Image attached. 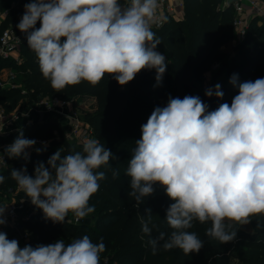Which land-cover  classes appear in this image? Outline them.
I'll return each instance as SVG.
<instances>
[{
    "label": "clouds",
    "instance_id": "9594fccd",
    "mask_svg": "<svg viewBox=\"0 0 264 264\" xmlns=\"http://www.w3.org/2000/svg\"><path fill=\"white\" fill-rule=\"evenodd\" d=\"M157 8L158 0H29L16 27L53 89L82 81L96 85L105 74L125 86L143 69H154L160 86L167 62L152 31ZM229 83L238 89L230 104L210 111L198 95L169 96L166 106L155 107L141 125L125 170L128 196L139 207L159 186L172 201L164 217L170 232L153 237L152 210L139 216L141 239L147 237L153 255L161 249L199 253L204 242L188 231L193 221L211 222L206 235L220 244L234 242L235 225H248L251 218L264 228V77L240 82L234 73ZM204 95L222 99L224 93L217 83ZM17 131L0 152V164H6L5 156L30 159L28 150L37 141L26 138L22 128ZM43 144L37 154L46 149ZM114 158L98 139H86L82 151L61 157L57 150L46 164L37 162L33 174L25 165L10 175L45 220L64 223L71 212L79 222L95 211L90 198L106 179L97 170ZM4 181L0 175V184ZM7 208L0 204V226L7 223ZM105 251L102 237L97 243L83 235L70 243L61 238L20 247L0 231V264H100Z\"/></svg>",
    "mask_w": 264,
    "mask_h": 264
},
{
    "label": "trees",
    "instance_id": "16d2710c",
    "mask_svg": "<svg viewBox=\"0 0 264 264\" xmlns=\"http://www.w3.org/2000/svg\"><path fill=\"white\" fill-rule=\"evenodd\" d=\"M224 1L183 0L184 18L176 20L168 13L164 25L153 30L161 40L157 48L166 56L167 62L160 86H155V70L143 69L125 86H120L109 74H105L96 85L82 81L64 89H53L42 76L36 55L27 46L25 35L19 46L20 60L0 56V68L10 67L20 71L15 79L16 86L0 88V107L7 113L15 110L27 113L39 95L73 97L77 102L84 96L92 97L95 107L81 117L91 126L93 139H98L116 157L108 166L97 170L105 172L106 179L99 182L98 192L90 198L89 204L95 207V211L83 221L66 218L64 223H53L45 220L42 212L32 213L28 220L20 218L18 226L31 232L30 245L53 243L61 238L65 243H70L83 235H88L97 243L102 237L106 251L101 255V262L109 258L118 264H233L234 249L241 246L245 248L240 252L245 263L264 264V228L256 227V218H251L250 231L236 224L237 239L228 244H220L206 235L211 222L201 224L193 221V227L188 231L195 232L204 242L199 253L185 255L179 249H161L153 255L150 247L145 246L147 237L141 239L139 216L145 214V209L152 210L155 225L153 237L159 231L170 232L164 217L172 201L159 186H155L154 195L147 197L139 207L134 198L128 196L130 179L125 175L128 160L135 148V141L141 138V125L147 122L155 107L166 106L169 96L183 98L185 95H198L212 111L221 103L230 104L238 93V89L229 83L234 73L238 74L240 82L264 77L263 17L257 14L252 16L245 35L239 38L235 26V4L224 5ZM27 2L29 0H0V12L8 9L0 23V35L10 25L17 29ZM228 45L231 53L225 50ZM216 63L219 66L214 69ZM222 69L224 78L218 83L224 93L223 98L205 96L202 83L207 72H214L217 77ZM50 112L51 115L44 119L25 122L18 128L23 129L26 138L41 139L47 142V146L37 154L35 149H43L44 144L36 143L34 148L28 150L30 159L27 162L22 158L9 159L6 156L7 163L0 166V175L5 177L0 191L17 187L10 175L11 169L26 165L28 173L33 174L36 163L46 164L57 150L61 157L82 151L83 144L68 135L69 125L65 118L54 111ZM18 129L7 133L3 141L10 144L17 136ZM113 171L119 173L117 178L113 177ZM69 215L74 216L71 212ZM15 233V229L6 227L9 239Z\"/></svg>",
    "mask_w": 264,
    "mask_h": 264
},
{
    "label": "built area",
    "instance_id": "2783aa9c",
    "mask_svg": "<svg viewBox=\"0 0 264 264\" xmlns=\"http://www.w3.org/2000/svg\"><path fill=\"white\" fill-rule=\"evenodd\" d=\"M166 0H159L158 5L164 7ZM183 4V1H182ZM236 9L235 16V26L238 32V37L242 38L246 33V28L252 16L261 15L264 17V7L260 0H250L247 8H245L241 3H234ZM8 10L0 12V17L6 16ZM156 15L159 18L156 23L152 24V31L158 28H161L166 19V13L162 9L156 10ZM40 26V24H39ZM38 26V27H39ZM24 37L23 33H20L13 25L6 27L2 34L0 35V56L4 58L13 57L16 60H20L19 46ZM159 51V49H156ZM160 52V51H159ZM161 53V52H160ZM17 73L15 70L10 69L7 76L4 75L3 71L0 68V88L7 86H16L17 83L15 79ZM210 87L206 85L205 88ZM40 106L42 110H56L58 114L62 115L65 118L68 127V135L73 138L75 141L83 142L86 139H93L92 128L88 122L82 119L81 113L78 110V102L75 98H60V97H43L40 99ZM23 113L19 110L13 111V114L7 113L3 107H0V121H7L10 116L13 119L19 118ZM8 133V132H7ZM37 144H41L44 141L37 139ZM6 159V156H5ZM15 190H21L18 185L15 189H10L9 191L13 192ZM30 199L25 198L20 201H11L6 210V219L7 223L4 226H0V231L6 233V227H11L15 229V236L18 238L20 247H24L27 244H30L31 232L29 230L21 229L18 224L19 220L25 219L28 220L32 211H29L31 206ZM68 220L76 221L74 216L68 214ZM84 219L80 220L83 221ZM100 264H118L116 261H110L109 258H104Z\"/></svg>",
    "mask_w": 264,
    "mask_h": 264
},
{
    "label": "crops",
    "instance_id": "0c3cea01",
    "mask_svg": "<svg viewBox=\"0 0 264 264\" xmlns=\"http://www.w3.org/2000/svg\"><path fill=\"white\" fill-rule=\"evenodd\" d=\"M182 1L183 0H166V4L164 5V7H161L158 5V9H160V10L162 9L163 11H165L166 14H168V13L171 14L172 16H174V18L176 20H181L182 18H184V15H185ZM260 1L262 2L263 7H264V0H260ZM158 2H159V0H158ZM232 2L241 3V5H243L245 8H247L248 4L250 3V0H225L224 5H228L229 3H232ZM6 10H8V9H5L4 11H6ZM1 12H3V11H1ZM5 17L6 16L0 17V23L3 21V19ZM261 17H263V16H261ZM263 19H264V17H263ZM10 69H12V68L4 67V68H1V71H3L5 76H7ZM7 87L11 88L14 86H7ZM32 110H33V113H32ZM51 111H54L57 113L56 110H51ZM49 112H50V110L44 111L42 109L36 108V109L29 110L26 114H22L17 119H13V117L10 116V118L7 121H5V122L0 121V139H3V137L7 134V132L9 133L11 131H14V130L20 128L25 122L44 119ZM10 114L12 115L13 111L10 112ZM32 114L36 116V117L34 116L35 117L34 119H32V117H31ZM5 145H8V143H5ZM5 163H7V162H5ZM25 198H27V196L25 195V193L22 190H15L13 192H11V191H0V204H2V205H8L9 206V203L11 201H20V200L25 199ZM13 238L18 240V238L16 236H14Z\"/></svg>",
    "mask_w": 264,
    "mask_h": 264
},
{
    "label": "rangeland",
    "instance_id": "374dc122",
    "mask_svg": "<svg viewBox=\"0 0 264 264\" xmlns=\"http://www.w3.org/2000/svg\"><path fill=\"white\" fill-rule=\"evenodd\" d=\"M17 30L19 31V29L17 28ZM20 32V31H19ZM21 33V32H20ZM225 50L228 51V52H232L231 51V47L228 45V46H225ZM220 63V62H219ZM219 63H216L214 65V69H216L218 66H219ZM16 73L20 74V71H16ZM224 69H222V71L218 74L217 77H215V73L214 72H207L206 76H205V79L203 81V89H206L205 86L206 85H209L210 87L213 86V84L216 82L218 83L221 79L224 78ZM43 97H46V96H42V95H39L38 97H36L32 103V107L29 109H36V108H42L40 106H37V105H40L41 103V98ZM95 107V101H94V98L92 97H87V96H84L82 98L79 99L78 101V110L79 112L84 115V113L88 110H92L93 108ZM44 111H49V110H44ZM51 111V110H50ZM32 113H33V110H32ZM52 112H49L47 115H51ZM46 115V116H47ZM35 115L32 114V119H34ZM29 118V117H28ZM7 145H5V142L3 141V139H0V152L3 151V148L6 147ZM2 165V164H1ZM0 165V166H1ZM32 211V213L34 214H37L38 212H42L41 210L39 209H36L33 205H31L29 207V211ZM226 223H234L235 222H230V221H225ZM239 228L245 230V231H250V224L248 225H244V226H241L239 225ZM242 250H245V248L241 247V246H237L235 249H234V257H233V264H249V263H245L242 259V255H241V251Z\"/></svg>",
    "mask_w": 264,
    "mask_h": 264
}]
</instances>
